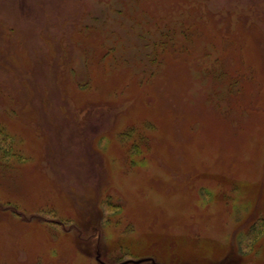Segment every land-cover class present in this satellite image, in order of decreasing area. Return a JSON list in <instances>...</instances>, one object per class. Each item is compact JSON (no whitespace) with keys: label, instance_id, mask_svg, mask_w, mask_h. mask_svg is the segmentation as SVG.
I'll use <instances>...</instances> for the list:
<instances>
[{"label":"rangeland","instance_id":"1","mask_svg":"<svg viewBox=\"0 0 264 264\" xmlns=\"http://www.w3.org/2000/svg\"><path fill=\"white\" fill-rule=\"evenodd\" d=\"M264 264V0H0V264Z\"/></svg>","mask_w":264,"mask_h":264},{"label":"water","instance_id":"2","mask_svg":"<svg viewBox=\"0 0 264 264\" xmlns=\"http://www.w3.org/2000/svg\"><path fill=\"white\" fill-rule=\"evenodd\" d=\"M121 264H125V263H121Z\"/></svg>","mask_w":264,"mask_h":264}]
</instances>
